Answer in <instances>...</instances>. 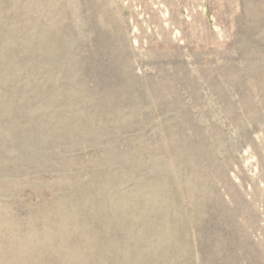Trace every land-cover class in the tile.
<instances>
[{"label":"rangeland","instance_id":"obj_1","mask_svg":"<svg viewBox=\"0 0 264 264\" xmlns=\"http://www.w3.org/2000/svg\"><path fill=\"white\" fill-rule=\"evenodd\" d=\"M0 264H264V0H0Z\"/></svg>","mask_w":264,"mask_h":264}]
</instances>
